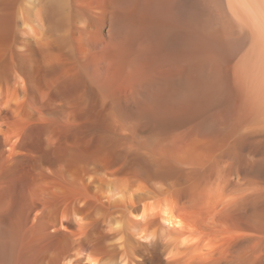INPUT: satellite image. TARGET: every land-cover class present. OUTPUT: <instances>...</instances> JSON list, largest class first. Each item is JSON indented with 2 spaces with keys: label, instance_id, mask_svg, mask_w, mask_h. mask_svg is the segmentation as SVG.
Segmentation results:
<instances>
[{
  "label": "bare ground",
  "instance_id": "6f19581e",
  "mask_svg": "<svg viewBox=\"0 0 264 264\" xmlns=\"http://www.w3.org/2000/svg\"><path fill=\"white\" fill-rule=\"evenodd\" d=\"M0 264H264V0H0Z\"/></svg>",
  "mask_w": 264,
  "mask_h": 264
}]
</instances>
